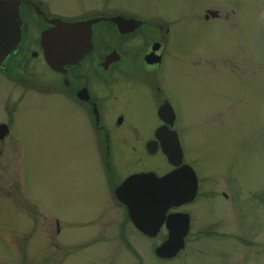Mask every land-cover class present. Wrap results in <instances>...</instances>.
<instances>
[{"label":"rangeland","instance_id":"1","mask_svg":"<svg viewBox=\"0 0 264 264\" xmlns=\"http://www.w3.org/2000/svg\"><path fill=\"white\" fill-rule=\"evenodd\" d=\"M90 1L50 3L55 11L68 14ZM113 2L144 12L148 19L163 12L177 21V42L165 61L166 84L187 102L183 106L179 100L184 122L189 107L193 110L196 148L191 157L213 179L216 197L203 198L193 207L195 231L186 236L183 251L172 260L157 259L154 249L164 236L147 238L131 226L121 237L123 210L113 203L100 207L112 193L104 191L95 145L84 123L66 121L61 107L43 106L44 101L31 94L27 108L18 113L36 119L29 122L36 154L19 157L28 165L34 160L31 199L27 206L18 204V216L0 202V264H264V0ZM207 5L239 9L237 23L230 28L211 20L205 23L202 10ZM123 92L126 98L136 94L132 103L113 107L127 111L137 124L131 123L133 129L146 134L153 116L150 105L138 88ZM128 132L131 148L135 138ZM184 142L186 147L190 143L185 138ZM122 150L117 146L112 157L118 182L156 161L165 166L138 149L134 155ZM223 169L225 186L236 196L233 206L228 200L220 202L222 179L214 180Z\"/></svg>","mask_w":264,"mask_h":264},{"label":"flooded vegetation","instance_id":"2","mask_svg":"<svg viewBox=\"0 0 264 264\" xmlns=\"http://www.w3.org/2000/svg\"><path fill=\"white\" fill-rule=\"evenodd\" d=\"M27 1L28 3L20 6L23 23L20 43L0 65V202L10 205L17 216L18 204L27 206L30 203L29 184L34 160L28 165L19 157L36 154L34 131L29 127V122L36 119L19 117L18 113L27 108L30 103L28 99L34 94L41 102L44 101L43 106L57 104V107H61L66 121L80 120L84 123L95 145V155L106 186L104 191L107 195L108 192L112 193L108 202H102L100 207L113 203L123 210V218L118 226L121 237H125L126 227L129 229L132 226L138 232L133 227L125 206L114 194L126 177L140 173L164 177L174 173L178 182L182 183V188L178 189L181 194L188 178L194 184L191 168L197 180L196 196L188 203L169 208L157 234L165 237L169 234L166 224L168 217L186 215L187 236L190 235L195 231L196 222L193 207L203 198H215L216 193L211 186V176L202 173L197 159L191 157L193 147L196 148L192 142L195 129L193 110L189 107V116H186L184 122L180 107L187 102L170 87L168 91L166 84L168 78L164 71L168 65L165 66V61L177 42V21L163 12L154 13L153 18L151 16L148 19V14L129 5H116L113 0H97L95 4L91 0L86 8L68 14L55 11L50 0ZM202 13L205 23L211 20L224 27L227 24L230 28L235 25L234 22L237 23L240 10L207 5ZM210 14L212 19H209ZM56 20L67 23L94 22L90 25V52L85 53L77 63L52 68L46 62L41 35L53 30ZM134 87L147 100L153 113L146 134L138 132L139 128L138 131L133 129L131 123L137 124L129 119L127 111L113 107L119 102L129 106L136 94L132 98H126L123 89ZM56 99L57 101H52ZM218 125L221 129L225 128L220 123ZM216 128L217 126L213 129ZM25 129L30 131L25 132ZM128 131H133L135 138V144L131 148ZM184 138L190 142L187 147ZM28 143H32L33 150H30ZM115 146L127 154L134 155L139 151L146 158H158L163 160L165 166L162 167L161 163L157 165L156 161L153 166L148 164L149 167L140 168L118 182L112 164ZM167 155L172 156L171 162ZM220 178L224 188L220 194L223 200L220 202L228 200L230 206H233L236 196L229 194L225 186L226 169L214 180L218 182ZM174 202L179 203L178 200ZM231 210L239 218L233 207Z\"/></svg>","mask_w":264,"mask_h":264},{"label":"water","instance_id":"3","mask_svg":"<svg viewBox=\"0 0 264 264\" xmlns=\"http://www.w3.org/2000/svg\"><path fill=\"white\" fill-rule=\"evenodd\" d=\"M26 0H0V64L16 49L21 37L19 8ZM87 23L54 21V29L42 34L47 62L51 67L78 62L91 48V30ZM90 50L88 51V53ZM185 190L179 194L182 183L173 174L157 179L152 173L128 177L115 191L118 200L126 207L130 220L141 233L155 237L164 220L166 210L189 202L194 197L195 187L188 178ZM178 198V199H177ZM178 200L179 203L174 201ZM183 216L167 219L170 234L155 249L161 259L173 258L184 246L187 223Z\"/></svg>","mask_w":264,"mask_h":264}]
</instances>
